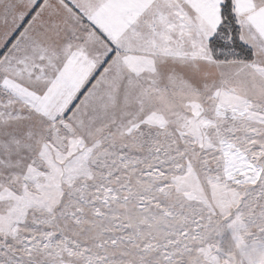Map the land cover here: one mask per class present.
Instances as JSON below:
<instances>
[{"label": "snow or ice", "instance_id": "snow-or-ice-1", "mask_svg": "<svg viewBox=\"0 0 264 264\" xmlns=\"http://www.w3.org/2000/svg\"><path fill=\"white\" fill-rule=\"evenodd\" d=\"M0 264H264V0H0Z\"/></svg>", "mask_w": 264, "mask_h": 264}]
</instances>
